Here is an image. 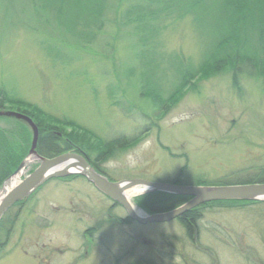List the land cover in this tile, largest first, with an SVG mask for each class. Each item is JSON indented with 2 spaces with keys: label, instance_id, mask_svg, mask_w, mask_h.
Returning <instances> with one entry per match:
<instances>
[{
  "label": "rangeland",
  "instance_id": "1",
  "mask_svg": "<svg viewBox=\"0 0 264 264\" xmlns=\"http://www.w3.org/2000/svg\"><path fill=\"white\" fill-rule=\"evenodd\" d=\"M131 2L125 0L117 11ZM55 15L48 9L37 14L22 0L0 1L2 97L25 100L45 115L70 121L75 127L64 124L62 129L68 133L75 128V137L138 135L133 145L99 164L113 180L165 182L179 176L187 184L197 179L224 184L261 175L264 78L252 68H241L236 88L227 67L197 76L163 104L146 96L148 81L162 98L176 84L172 56L198 64L208 34L188 16L163 22L166 28L148 39L156 55L147 64L138 57L145 47L137 37L143 33L130 27L117 33L114 24L104 22L84 39L58 27ZM27 136L19 123L0 117L1 151L9 143L26 147ZM85 143L77 145L79 151ZM28 148L25 159H34L24 165L21 178L39 164ZM123 217L125 210L84 177L53 178L4 215L0 264H264V200L201 208L194 232L197 246L177 219L119 223ZM97 223L87 238L83 232Z\"/></svg>",
  "mask_w": 264,
  "mask_h": 264
},
{
  "label": "trees",
  "instance_id": "2",
  "mask_svg": "<svg viewBox=\"0 0 264 264\" xmlns=\"http://www.w3.org/2000/svg\"><path fill=\"white\" fill-rule=\"evenodd\" d=\"M0 1L13 3L20 0ZM124 1L22 0V3L24 5L31 3L32 9L37 14L47 9L52 10L56 14L54 17L57 19L58 27L84 39L90 37L88 35L89 31L93 32L94 28L99 29L104 22L114 24L117 28V33L118 30L127 27H130L136 34L143 33L137 37V43L145 47L139 51L138 57L143 63L148 62L147 64L150 61L154 62L155 57L153 55H156V53H153V49H155L154 45L148 39L159 35L161 30L166 28V25L162 24L163 22L171 19L180 20L188 16L197 29L203 30L208 34V42L195 67L185 64L184 58L171 57V66L176 72L177 82L173 85L172 90L166 98H162L159 95L158 88H153L154 83L151 81L147 82L145 88L148 93H146V96L151 95V100H157L158 104L165 103L167 98L171 101L184 87L190 86V82L197 76L204 77L227 67L233 71L232 83L235 88L238 87V74L242 67H250L259 76L264 78V0H132L126 9L119 13L117 8ZM112 2H114L115 6ZM108 7L111 11H114L111 12L113 14L112 20H108L110 18V16L108 18V15L111 14L108 12ZM118 15L121 17L119 21L116 18ZM78 42L77 46L79 45ZM147 56L152 59H147ZM4 102L9 103V107H3ZM0 109L18 111L28 115L32 119L38 128L36 151L42 156L52 157L73 149L78 151L80 150L78 144H86L85 142H87V146L83 147L82 151L87 156L92 167L105 175V171L99 164L112 157L117 151L133 145L139 138L138 135L132 137L117 136L104 140L99 139L94 134L86 135V138L84 135L75 137V134H77L75 128H72V132L68 133L62 129V125L64 124L70 127H75V124L45 115L39 108L25 100L23 101L14 97H2V92L0 93ZM28 109L29 112L27 111ZM166 110L167 107H165L164 112ZM14 121L25 129L28 135L26 137L28 143L26 147H19V149L12 147L9 143V147L6 146V151L0 150V183L9 172L11 173L12 171L13 173L16 170L27 155L28 147L30 146V131L22 123ZM65 133H70L73 140H69V136ZM75 176V174H72L67 177ZM183 181L181 177L177 176L171 182L187 184ZM252 182H264V169L261 175L258 174L256 178L246 179L238 183ZM193 184L208 185L222 183H210L197 179ZM234 184L237 183L234 182ZM188 199V196L160 191H148L135 197L134 201L143 210L151 213L173 209ZM239 202L254 203L256 201H210L188 210L180 215L177 220L190 235L193 228L196 227L201 214V208L220 204L233 207ZM20 204L21 202L16 203V205Z\"/></svg>",
  "mask_w": 264,
  "mask_h": 264
},
{
  "label": "water",
  "instance_id": "3",
  "mask_svg": "<svg viewBox=\"0 0 264 264\" xmlns=\"http://www.w3.org/2000/svg\"><path fill=\"white\" fill-rule=\"evenodd\" d=\"M0 117L16 120L25 125L31 133L29 154L39 159V164L23 177L15 186L9 189L0 199V219L5 211L17 201L26 200L47 180L64 177L71 174H80L91 182L99 191L119 203L127 215L139 223L165 222L172 220L195 206L216 200H264V182L225 185H189L168 182H155L144 179H126L110 181L94 170L81 154L77 152H63L56 156L44 157L37 154L38 128L32 119L21 112L0 109ZM22 161L15 173L22 168ZM14 173V174H15ZM141 186L143 189L157 190L181 196L190 197L178 207L155 212L145 216L137 214L124 195L130 187ZM196 243V236L193 238Z\"/></svg>",
  "mask_w": 264,
  "mask_h": 264
},
{
  "label": "bare ground",
  "instance_id": "4",
  "mask_svg": "<svg viewBox=\"0 0 264 264\" xmlns=\"http://www.w3.org/2000/svg\"><path fill=\"white\" fill-rule=\"evenodd\" d=\"M33 158V156H29L28 158L25 159L24 163L30 162ZM25 169L21 168L18 170L15 174H13L4 184L2 191L0 192V199L3 197V195L11 189L13 186H15L21 179V175L24 174ZM141 191H143V188L141 186H134L126 189L124 191V195L126 199L129 201L131 204L133 210L137 214H142L143 211L132 201V197L136 196L139 194Z\"/></svg>",
  "mask_w": 264,
  "mask_h": 264
},
{
  "label": "flooded vegetation",
  "instance_id": "5",
  "mask_svg": "<svg viewBox=\"0 0 264 264\" xmlns=\"http://www.w3.org/2000/svg\"><path fill=\"white\" fill-rule=\"evenodd\" d=\"M104 196H105V195H104ZM105 197H106V196H105ZM107 198H108V197H107ZM108 199H109V198H108ZM114 204H115V203H114ZM117 206H118V205H117ZM17 207L20 208L21 205H20V206H17ZM17 207H16V208H17ZM12 208H13V207H12ZM123 219H124V220H123ZM123 219H121V220L118 219V221L120 220L119 223H124V224H125V223L127 222V220H129V221H134V220H132L131 218H129V217H127V216H126V217H123ZM136 223H137V222H136ZM99 225H100V223H97L94 227H89V228H87V230H85V231L83 232V234H84V235H88L87 238H89V236H90V238H92L91 235H93V230H94V229H97L96 227H99ZM195 228H196V227L193 228V230L191 231L190 235L186 232V235H187L188 238H191V239H192V237H193V236H192L193 233L196 232V231H195ZM184 229H185V228H184ZM185 231H186V230H185ZM191 236H192V237H191ZM208 253H210V251H209ZM209 255H210V254H209ZM213 260H215V259H213Z\"/></svg>",
  "mask_w": 264,
  "mask_h": 264
}]
</instances>
